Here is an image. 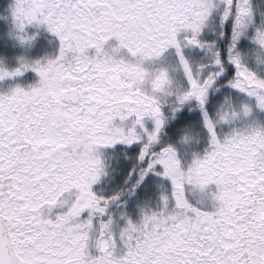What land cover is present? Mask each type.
Instances as JSON below:
<instances>
[{
    "label": "snow or ice",
    "instance_id": "snow-or-ice-1",
    "mask_svg": "<svg viewBox=\"0 0 264 264\" xmlns=\"http://www.w3.org/2000/svg\"><path fill=\"white\" fill-rule=\"evenodd\" d=\"M0 264H264V0H0Z\"/></svg>",
    "mask_w": 264,
    "mask_h": 264
}]
</instances>
